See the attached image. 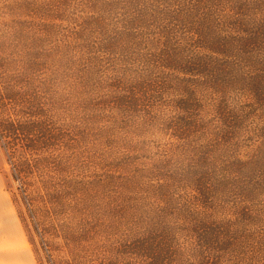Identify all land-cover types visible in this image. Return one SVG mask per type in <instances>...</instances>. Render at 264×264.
Wrapping results in <instances>:
<instances>
[{
    "label": "trees",
    "instance_id": "obj_1",
    "mask_svg": "<svg viewBox=\"0 0 264 264\" xmlns=\"http://www.w3.org/2000/svg\"><path fill=\"white\" fill-rule=\"evenodd\" d=\"M75 1L43 4L52 13L48 15L49 29L39 31L44 35L14 39L4 24L7 31L0 40V147L17 181L31 177L43 181L45 172H50L49 178L46 174L48 181H66V160L51 150L66 146L59 128L65 124L57 125L52 118L54 107L64 100L53 78L54 68H78L87 57L75 58L70 51L79 47L66 45L69 54L65 58L60 46L52 48L54 55L48 58L43 45L63 42L57 37L61 26L57 21L62 20L65 10L70 18L79 11ZM84 1L89 9L80 10L88 13L80 24L84 39L91 43L92 33L101 35L102 46L96 50L110 55L90 57L88 72L99 69L101 75L82 86L80 100L85 102L78 104L89 107L84 108V114L90 118L81 121L91 127L97 121V126L105 122L106 108L115 105L117 118L108 126V135L131 127L168 135L170 140L163 143L158 160L163 165L154 175L168 181L153 197L132 195L111 200L113 205L107 203L113 214L110 218L99 217L95 210L92 220L83 217L76 223L66 222V231L61 224H52L59 236L66 233L67 258L51 259L52 250L46 245L49 262L264 264V124L253 130L248 125L255 116L254 107L264 109V0ZM65 3H73L74 8L66 9ZM163 18L179 25L162 22L158 27L161 31H155L157 19ZM177 26L195 35L191 46L177 40L173 33ZM159 32L164 37L163 46L153 51L143 49L145 37L153 39ZM17 33L21 31L17 29ZM157 60L173 72H164L163 77L149 74L137 81L129 76V81L119 79L118 72L124 75V69H117L116 62L121 66L123 62ZM105 61L116 71L110 82L107 80L113 73L106 75ZM45 72L52 82L51 77L47 81L43 78ZM210 89L222 92L221 96L211 99ZM239 92L250 95L251 101L243 104L249 109L230 107L228 98L232 103L231 93ZM69 93L64 95L77 99ZM170 95L175 97L169 99ZM168 103L175 111H162ZM74 114L70 112L77 118ZM60 115L66 116V110ZM89 130L86 135L82 131V139H91ZM68 145L72 146L71 142ZM130 159H123L124 163ZM184 187L195 194L174 196V191ZM41 188L50 201L44 213L64 206L62 195L50 193L49 185ZM28 240L37 254L33 240ZM83 242L87 246L76 252L70 249ZM38 262L42 264L40 259Z\"/></svg>",
    "mask_w": 264,
    "mask_h": 264
},
{
    "label": "rangeland",
    "instance_id": "obj_2",
    "mask_svg": "<svg viewBox=\"0 0 264 264\" xmlns=\"http://www.w3.org/2000/svg\"><path fill=\"white\" fill-rule=\"evenodd\" d=\"M49 1L50 0H0V40H3L4 31H7L4 24L10 27L12 32L10 36L14 39L19 40L23 37L24 39H31L32 36L44 35L39 33V31H46L49 29L47 25L50 22L48 15L52 13H50L49 8L43 7V4H48ZM65 5L66 9L74 8L73 3H65ZM74 5L76 6V10H79L77 13H73L70 18V16L66 17L65 10L61 13L62 20L57 21L58 24L61 25L60 28L58 27L59 34L57 37L63 42L49 41L47 47L46 44L43 45L44 49L47 50L45 53H47L48 58H50V56L53 57L54 51H52V48L56 46L61 47V52L64 53L65 58L66 54H69L66 45L68 47H79V50L70 51L75 58L81 56L87 57L86 63L81 67H66V69L64 68L61 71L54 68L53 78L57 80V86L61 88L60 90L64 100L59 104L60 106L56 105L54 107L52 118L53 120L55 119L56 122L58 121L57 125L65 124V126L61 125L59 128L63 129L61 133L63 137L61 136L60 139H66V146H54L51 150L58 155L62 154L64 160H66V181H59V178H55L54 181H48L49 179H46V174L49 178L50 172H45L46 174L43 175V181H39L36 177H31V179L25 181H17L12 177L13 169L7 160L5 152L0 147V181H4V189L13 202L27 238H31L35 244L34 247L36 248L37 254L35 253L34 255L35 258H37L36 261L38 264L40 263L38 262L39 259L42 264H52L49 262L47 256L48 252L46 245H49L52 250L51 259L66 261V233L59 236L54 231V225L52 224H61L63 231H66V222L71 221L76 223L80 218H90V216L95 213V210L99 217L110 218L113 215L112 211H109L110 205H113L111 204V200L114 201L120 197L132 195L153 197L154 194L157 195L158 187L165 186V181H168L164 178H160V176H154L155 172L160 171L159 167L163 165V163H159L158 160L163 153V143L170 140L168 135H163L155 131L149 132L148 129L145 131H134L132 127L127 132L115 130V134L108 135V133H110L108 132V126L111 127L113 124L111 121L117 118V109L115 110L114 108L115 105L106 108V112L102 117L105 122H101L97 124V126V121L92 127L85 123L84 120L83 122L81 121V118H90V116H85L84 114L87 112L84 108L89 107L86 106V104H78V102H85L84 100H80L83 99L81 94L82 86L90 85V81L94 78H99L101 75L99 74L101 72L99 69L88 72L87 67L90 57L107 58L110 54L102 50H96L97 47L99 48L102 46L101 35L97 37V34H91L90 40L95 43H88V41L84 39L85 34L83 35L80 24L83 23V18L88 13H81L80 10L85 11V9H88L86 7L88 3L84 0H76ZM162 22L165 24H175L172 20H164V18L157 19L155 31H161L158 27ZM176 25L179 24L176 23L175 26ZM17 29L20 30L21 33H17ZM173 33L179 42L185 43L186 41L190 46L192 42L191 38L195 37L191 31H180V27H178V30L175 29ZM155 34L156 37L153 39H147V37H145L142 46L143 49L146 47L153 51L163 46L164 37L162 33L159 32V34ZM49 46L51 50L48 49ZM88 46H92V48L89 49ZM84 51L88 52L85 53ZM201 52L206 51L202 50ZM119 53L120 52H118V55ZM215 55L220 56V54ZM105 65L106 67H104V70L106 69L107 71L106 75H110V72L113 73L107 80V82H110V78L114 76L116 71L108 65L107 61H105ZM97 67L101 69L100 62ZM116 68L124 69L122 72L125 76L118 72L121 81H125L128 76L131 77L130 79L136 80L146 79L149 74H153L154 77H163L164 72H173L172 69L164 68L158 60L157 63H147L145 61L142 63H139V61H132L130 63L123 62L121 66L116 62ZM42 76L46 81L51 77L47 72L42 74ZM50 82H52V77ZM66 92H70L69 94L71 96L76 95L78 100L66 97V95H64ZM208 92L211 99L219 98L222 93L214 89H210ZM208 92L204 93V96L206 94L208 95ZM226 94L227 97H229L228 92ZM231 96V98L234 99L231 103L228 98L230 107L247 106L244 108L246 110L249 109L248 105H243L251 101L249 94L239 92L231 93ZM171 97L174 98L175 96L170 95L169 99ZM64 101L66 102L65 104ZM170 105L171 103H168L166 107L162 108V111L167 113L175 111L174 107ZM254 108L255 116L248 122L249 128L252 130L264 124V109L258 108L256 110L257 107ZM65 110L66 116L60 115L62 112H65ZM71 111L75 112L74 115H76L77 118H73L72 115H70ZM72 127L76 129H72ZM93 127H102V130L98 128L93 130ZM88 128H91V130L88 131V136H91V139H89V137L82 139V131L86 135ZM69 142H71L72 146L68 145ZM129 158L133 159L124 163L123 159ZM45 184L49 185L50 189L48 191H50V193H55L56 191L58 195H62L65 201L62 208L59 207L54 209V211L52 210L53 215L52 213L47 214L43 212V209H47L50 203L48 196L41 188ZM149 192L151 193L149 194ZM180 193L185 194L186 197L195 194L193 190L184 187L183 190L174 191V196H178ZM56 211L59 213L58 215H55ZM92 218L89 220H92ZM61 221L63 222L60 223ZM40 234L43 235V238L40 237ZM81 246H87V242L72 247L70 246V249L76 252ZM31 247L33 250L32 245Z\"/></svg>",
    "mask_w": 264,
    "mask_h": 264
},
{
    "label": "crops",
    "instance_id": "obj_3",
    "mask_svg": "<svg viewBox=\"0 0 264 264\" xmlns=\"http://www.w3.org/2000/svg\"><path fill=\"white\" fill-rule=\"evenodd\" d=\"M0 264H38L4 181H0Z\"/></svg>",
    "mask_w": 264,
    "mask_h": 264
}]
</instances>
